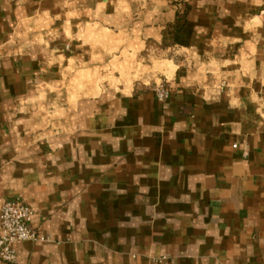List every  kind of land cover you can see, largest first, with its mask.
<instances>
[{"label":"crops","instance_id":"1","mask_svg":"<svg viewBox=\"0 0 264 264\" xmlns=\"http://www.w3.org/2000/svg\"><path fill=\"white\" fill-rule=\"evenodd\" d=\"M7 200L24 264H264V0H0Z\"/></svg>","mask_w":264,"mask_h":264},{"label":"built area","instance_id":"2","mask_svg":"<svg viewBox=\"0 0 264 264\" xmlns=\"http://www.w3.org/2000/svg\"><path fill=\"white\" fill-rule=\"evenodd\" d=\"M157 99L165 102L171 95L167 87L155 89ZM33 209L19 200H7L0 206V260L8 264H24L19 261L16 244L20 242H45L48 238L32 226Z\"/></svg>","mask_w":264,"mask_h":264}]
</instances>
